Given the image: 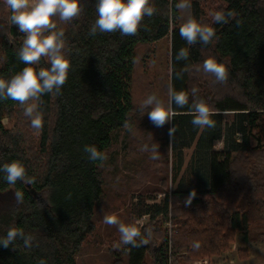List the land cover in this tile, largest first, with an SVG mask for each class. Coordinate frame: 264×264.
Listing matches in <instances>:
<instances>
[{
    "label": "trees",
    "instance_id": "obj_1",
    "mask_svg": "<svg viewBox=\"0 0 264 264\" xmlns=\"http://www.w3.org/2000/svg\"><path fill=\"white\" fill-rule=\"evenodd\" d=\"M207 1L190 0V7L177 9L179 0H149L155 12L145 16L131 36L118 31L91 34L96 0H81V12L71 21L56 18V30L64 32V55L70 67L59 95L44 94L34 100L42 118V126L34 129L38 145L25 147L21 130L7 129L3 123L24 105L0 99V164L20 161L33 178L32 184L18 181L11 186L0 174V236L18 227L34 237L31 248L19 239L15 248L0 247V264H39L41 260L76 264L82 244L96 232L93 219L104 193L106 161L120 149L140 153L149 136L143 133L153 123L136 96L140 80L148 76L140 74L145 57L163 40L170 45L171 66L164 92L168 96L170 86L184 91L189 102L182 108L171 104L173 119L159 127L164 134L155 140L160 158L152 161L150 172L167 175L171 152L196 143L195 157L201 164L193 174L198 182L188 188L178 185L170 202L166 198L161 205L148 206L149 221L140 229L146 242L140 243L141 238L138 246L120 242L122 249L113 264H185L221 257L230 251L236 232L247 234L251 226L264 227V0H218L216 13L232 14L226 24H215L206 14ZM9 16L5 1L0 0V79L4 80L25 66L18 59L25 36ZM189 17L214 28L208 45H188L181 38L179 28ZM181 48L189 51L187 61L175 59ZM209 57L227 67L225 81L203 72V61ZM49 66L45 57L33 65L37 70ZM200 99L212 109L213 128L191 123V105ZM231 112L240 118L239 125L224 129L223 114ZM173 126L175 132L169 136ZM235 134L242 136V142L233 140ZM224 136L225 147L214 150ZM85 145H95L107 158L88 160ZM175 171L176 176L177 165ZM17 190L24 193L20 204L14 198ZM43 191L48 199L45 208L32 193ZM242 197L245 207L239 205ZM169 221L174 225L171 240L163 229ZM258 239L264 244V233ZM194 242L200 247L193 248Z\"/></svg>",
    "mask_w": 264,
    "mask_h": 264
},
{
    "label": "clouds",
    "instance_id": "obj_2",
    "mask_svg": "<svg viewBox=\"0 0 264 264\" xmlns=\"http://www.w3.org/2000/svg\"><path fill=\"white\" fill-rule=\"evenodd\" d=\"M10 12V22L17 26L19 32L24 33L23 44L18 51V59L25 65L10 79H0V99H11L19 102L23 107V114L30 118L31 126L39 129L42 126V118L35 103L30 100H38L44 94H60L61 88L67 80L70 67L69 60L62 52L64 47V32L57 31L56 18L60 21H71L81 12V0H5ZM177 9L190 7V0H179L175 5ZM155 8L149 6V0H96V18L90 28L92 35L97 32H119L122 36L135 35L145 16L151 17ZM231 12L225 14L217 12L214 15L215 24L228 23ZM179 33L188 45L199 42L208 45L215 36V30L211 26L203 25L195 18L189 17L180 26ZM189 51L181 48L175 55L177 61H187ZM41 57L49 62L48 68L37 70L33 65L39 64ZM202 70L211 74L217 81L223 82L228 77V69L215 58L209 57L203 61ZM193 89V94H195ZM169 104L166 105L156 93H151L142 101L141 110L147 112L149 120L155 127H162L173 119L171 104L184 107L188 104V95L184 91H177L173 87L168 89ZM191 123L197 128H213L215 121L210 106L203 100L194 101L191 105ZM125 128L131 131V127L125 123ZM175 132V127L169 128V136ZM159 145L155 142L145 143L142 151L149 152L150 159L160 158ZM83 152L90 161L106 159V154L95 145H85ZM2 179L11 186L18 181L24 184H32L33 178L27 176L26 169L20 161H10L0 164ZM193 192L186 201L191 203ZM17 204L24 201V193L20 190L14 192ZM103 222L106 225H116L120 233V242L124 245L138 246L137 238L141 232L134 223H124L116 215H105ZM148 235H151L149 232ZM21 240L26 248H31L34 237L26 234L18 227H10L6 234L0 236V247L15 248L17 240ZM146 241L141 238L140 243ZM193 248H199V242H194ZM39 264H45L41 260Z\"/></svg>",
    "mask_w": 264,
    "mask_h": 264
},
{
    "label": "rangeland",
    "instance_id": "obj_3",
    "mask_svg": "<svg viewBox=\"0 0 264 264\" xmlns=\"http://www.w3.org/2000/svg\"><path fill=\"white\" fill-rule=\"evenodd\" d=\"M220 5L218 0H208L204 7L206 14L213 19ZM64 51L63 47V54ZM169 51V43L167 40H163L154 45L151 54L146 55V64L140 74H147L148 76L139 82V87L142 86L136 96L139 106L151 93H156L166 105L169 104V97L164 92V88L170 84L171 77ZM32 103H35L34 100ZM239 119L232 112L224 113V129L237 128ZM3 123L7 129L21 130L25 147L39 144V134L32 128L30 118L23 114V107H16L15 117L13 119L6 118ZM145 131L143 135L149 136H145L147 139L144 140V143L155 142L164 136L163 132L159 131V127L152 124L147 125ZM242 139L239 134L233 136L234 141L242 142ZM224 147L225 136L216 141L214 150H222ZM195 152L196 143L190 148L173 150L169 156L168 173L161 176L150 172L153 160L149 158L151 155L149 152L140 151L136 154V152L125 149L116 150L103 167L104 193L96 204L93 219L96 232L88 236L82 244L80 252L76 256V264H113L118 258L117 253L120 254L122 249L119 245L120 233L116 225H106L103 222L104 216L114 214L126 224H136L140 231L150 218L149 215L145 214L148 206L161 205L166 198L170 202L172 191L178 185L183 184L184 188H188L198 182V177L193 172L199 170L201 161L195 157ZM176 165L179 171L178 175L175 176ZM191 165L192 170L190 169ZM149 177L151 178L149 179ZM163 178L167 180L165 184L161 182ZM35 197L40 207L48 206L46 192H39ZM239 205L245 207L244 197L240 199ZM163 229L169 231V239L171 240L174 234V225L169 221ZM248 230L247 234L236 232L230 245V251L223 256L204 257L185 264H202L204 260H207L209 264H264V244L258 239L259 234L264 233V227L251 226ZM140 238L138 237L137 240ZM171 255L172 252L169 253L170 258Z\"/></svg>",
    "mask_w": 264,
    "mask_h": 264
},
{
    "label": "built area",
    "instance_id": "obj_4",
    "mask_svg": "<svg viewBox=\"0 0 264 264\" xmlns=\"http://www.w3.org/2000/svg\"><path fill=\"white\" fill-rule=\"evenodd\" d=\"M202 264H209V262L207 260H204Z\"/></svg>",
    "mask_w": 264,
    "mask_h": 264
},
{
    "label": "water",
    "instance_id": "obj_5",
    "mask_svg": "<svg viewBox=\"0 0 264 264\" xmlns=\"http://www.w3.org/2000/svg\"><path fill=\"white\" fill-rule=\"evenodd\" d=\"M32 193L34 194V196H36V194H37V193H35V192H32Z\"/></svg>",
    "mask_w": 264,
    "mask_h": 264
}]
</instances>
